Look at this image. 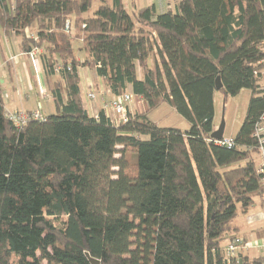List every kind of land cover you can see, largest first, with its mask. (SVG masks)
I'll return each instance as SVG.
<instances>
[{
	"label": "trees",
	"instance_id": "obj_1",
	"mask_svg": "<svg viewBox=\"0 0 264 264\" xmlns=\"http://www.w3.org/2000/svg\"><path fill=\"white\" fill-rule=\"evenodd\" d=\"M99 3L85 17L93 0H0V31L21 37L25 53L46 50L56 108L17 128L0 100V264H250L224 248L240 237L235 220L264 200L254 158L264 0H178L163 13ZM79 67L115 97L131 87L146 110L122 124L91 117ZM242 90L252 92L246 119L233 146L221 145L211 139L215 94ZM164 104L190 128L152 121Z\"/></svg>",
	"mask_w": 264,
	"mask_h": 264
},
{
	"label": "crops",
	"instance_id": "obj_2",
	"mask_svg": "<svg viewBox=\"0 0 264 264\" xmlns=\"http://www.w3.org/2000/svg\"><path fill=\"white\" fill-rule=\"evenodd\" d=\"M171 2L173 1L154 0L147 6L155 5L158 13H163L165 9H171ZM138 5V2L133 3V7L142 8ZM21 44V37L14 32L0 31V100L4 104L5 112L41 111L45 116L54 114L56 108L47 84L46 68L42 61L43 51L41 50L37 58L38 61L35 63L30 53L24 52ZM78 59L82 61L80 55H78ZM78 75L83 107L91 117H97L101 111H104L105 103L114 99L115 96L95 71L79 67ZM58 79L60 76L57 72L53 80ZM92 92L96 94L95 99L88 98V94ZM127 93L132 96V101L128 105L129 113L135 115L144 112L146 110L144 102L133 95L131 87L128 88ZM104 112L108 117H114L111 109ZM245 215L238 217L234 226L238 229V235L245 240L247 248L241 252L245 257H248L251 264L254 258L260 257L252 256V251L261 250L258 245L260 239L264 237V210L262 214L253 217V222H262L255 226L248 224Z\"/></svg>",
	"mask_w": 264,
	"mask_h": 264
},
{
	"label": "rangeland",
	"instance_id": "obj_3",
	"mask_svg": "<svg viewBox=\"0 0 264 264\" xmlns=\"http://www.w3.org/2000/svg\"><path fill=\"white\" fill-rule=\"evenodd\" d=\"M111 0H109L110 2ZM170 5H172L171 9L174 10L175 4L178 0H171ZM138 2L141 7L147 6L154 2V0H124L125 7L129 11L133 10V3ZM99 0H93L92 9L86 13L85 17L93 16L94 11L99 6ZM165 11H167L165 9ZM29 33L31 35H36L37 31L33 28L30 29ZM81 45V41L76 40L74 43V47L76 51L78 47ZM43 53L46 50L42 49ZM81 56V55H80ZM261 89H264V69L261 71V82H260ZM252 97V92L250 90H242L240 94L236 97L228 96L216 92L214 97L215 103V123L217 125V129L221 124L222 118L225 120V132L224 138L231 139L236 136L237 132L241 128L243 122L246 119L248 106L250 99ZM150 119L156 122L158 125L165 127V128H177L182 131H186L190 128L188 122L182 118L173 108L169 105L164 104L159 109L155 110L151 115ZM258 155L254 154V158L257 160ZM264 210L263 207V199L257 198L255 200L254 209L251 212L245 215L247 218V222L250 225H258L262 222H253V217L259 214H262ZM243 218V217H242ZM264 252L262 250H254L252 251V256H263ZM12 264H17L16 260L12 261Z\"/></svg>",
	"mask_w": 264,
	"mask_h": 264
},
{
	"label": "built area",
	"instance_id": "obj_4",
	"mask_svg": "<svg viewBox=\"0 0 264 264\" xmlns=\"http://www.w3.org/2000/svg\"><path fill=\"white\" fill-rule=\"evenodd\" d=\"M71 21L68 20L65 25V30L67 33L71 32L70 30ZM40 49H33L30 52V55L35 60V63L38 61V57L40 54ZM60 68L58 67L56 71ZM96 94L94 92L88 94L89 99H95ZM132 101V96L128 93H125L121 96L115 97L108 103L104 105V111H108L111 109L113 111L114 117H112V121L116 124L126 123L129 120V111L128 105ZM5 117L12 122L17 128H22L30 121H43L45 120V115L41 113V111H18V112H5ZM254 136L258 140L259 152H258V164H257V173L261 177V181L264 187V114L261 116L260 120L256 124L255 134ZM218 142V141H217ZM221 145H227L228 147H232L233 143L230 139H224L218 142ZM264 207V200H263ZM258 247L264 251V237L260 239ZM246 244H244L243 239L241 237H236L235 239L228 241L225 245L224 251L227 258L235 257L238 252L246 249ZM263 264H264V256H263Z\"/></svg>",
	"mask_w": 264,
	"mask_h": 264
},
{
	"label": "water",
	"instance_id": "obj_5",
	"mask_svg": "<svg viewBox=\"0 0 264 264\" xmlns=\"http://www.w3.org/2000/svg\"><path fill=\"white\" fill-rule=\"evenodd\" d=\"M223 85L221 82V79L218 77L216 79V91H220L222 89ZM225 120L222 118L221 124L219 125L218 129H216L212 134H211V139L215 141H222L224 140V132H225ZM91 264H100V261L89 258Z\"/></svg>",
	"mask_w": 264,
	"mask_h": 264
}]
</instances>
